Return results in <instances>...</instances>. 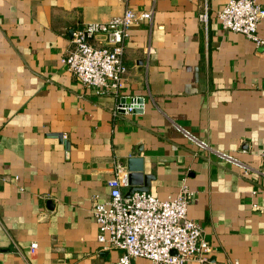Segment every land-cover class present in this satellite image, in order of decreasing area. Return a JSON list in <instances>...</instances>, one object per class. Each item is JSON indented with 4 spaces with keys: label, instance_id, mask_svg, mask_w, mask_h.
Returning a JSON list of instances; mask_svg holds the SVG:
<instances>
[{
    "label": "crops",
    "instance_id": "0c3cea01",
    "mask_svg": "<svg viewBox=\"0 0 264 264\" xmlns=\"http://www.w3.org/2000/svg\"><path fill=\"white\" fill-rule=\"evenodd\" d=\"M228 1L156 0L152 24L129 30L119 93L102 95L62 62L70 31L149 0H0V264H118L123 252L98 240L109 236L92 208L119 168L128 196L130 158L144 160L159 199L194 192L188 217L213 252L187 264H264V47L222 27ZM124 98H142L141 111L115 114Z\"/></svg>",
    "mask_w": 264,
    "mask_h": 264
},
{
    "label": "built area",
    "instance_id": "2783aa9c",
    "mask_svg": "<svg viewBox=\"0 0 264 264\" xmlns=\"http://www.w3.org/2000/svg\"><path fill=\"white\" fill-rule=\"evenodd\" d=\"M149 1V10L140 11L128 7L122 15L107 23H89L74 30L72 48L62 62L87 88L95 89L102 95L119 93L128 72L125 53L129 30L136 24H152L154 20L156 0ZM263 1L229 0L218 13L222 27L244 35L258 48L264 47V38L259 34V27L264 22ZM199 18L206 23L207 11L201 13ZM99 37L104 39L99 40ZM154 53L152 46L146 48L147 66ZM138 107L135 100L130 105L121 102L115 114H130ZM175 127L199 150L211 152L221 162L242 170L246 176L254 171L249 165L212 148L184 128L178 125ZM262 157L264 159V153ZM120 174L119 168L118 175L108 182L109 197L101 200L96 196L92 208L95 222L109 236L108 239L99 236L98 240L108 243L109 248L123 252L118 264H135L134 261L139 259L149 261L150 264H187L193 259L209 261L213 245L204 236L202 228L188 217L194 192L182 186L175 197L166 200L148 192H136L131 197H125ZM37 247L38 244L33 243L32 251Z\"/></svg>",
    "mask_w": 264,
    "mask_h": 264
},
{
    "label": "water",
    "instance_id": "95a60500",
    "mask_svg": "<svg viewBox=\"0 0 264 264\" xmlns=\"http://www.w3.org/2000/svg\"><path fill=\"white\" fill-rule=\"evenodd\" d=\"M74 30H71L70 33L73 35ZM139 105L138 108L134 109V112L141 111L144 100L142 98H124L122 103L130 105L133 101ZM62 137V136H61ZM128 170V186L129 193L127 197H131L136 192H149L150 190V177L144 174V160L142 158H130L127 162ZM122 185L123 178L120 176Z\"/></svg>",
    "mask_w": 264,
    "mask_h": 264
}]
</instances>
